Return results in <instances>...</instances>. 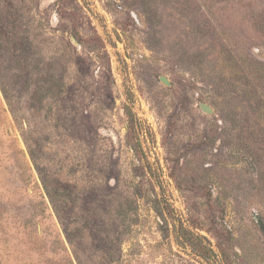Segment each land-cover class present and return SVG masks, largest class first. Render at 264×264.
<instances>
[{
  "label": "rangeland",
  "instance_id": "374dc122",
  "mask_svg": "<svg viewBox=\"0 0 264 264\" xmlns=\"http://www.w3.org/2000/svg\"><path fill=\"white\" fill-rule=\"evenodd\" d=\"M0 264H264V0H0Z\"/></svg>",
  "mask_w": 264,
  "mask_h": 264
},
{
  "label": "trees",
  "instance_id": "16d2710c",
  "mask_svg": "<svg viewBox=\"0 0 264 264\" xmlns=\"http://www.w3.org/2000/svg\"><path fill=\"white\" fill-rule=\"evenodd\" d=\"M177 239L183 244H188L191 247H196L200 241V237L196 236L183 226L177 231ZM200 253V252H199Z\"/></svg>",
  "mask_w": 264,
  "mask_h": 264
},
{
  "label": "water",
  "instance_id": "95a60500",
  "mask_svg": "<svg viewBox=\"0 0 264 264\" xmlns=\"http://www.w3.org/2000/svg\"><path fill=\"white\" fill-rule=\"evenodd\" d=\"M161 81L166 85H170V82L165 77H161ZM201 109L207 114H213V109L207 104H201Z\"/></svg>",
  "mask_w": 264,
  "mask_h": 264
}]
</instances>
